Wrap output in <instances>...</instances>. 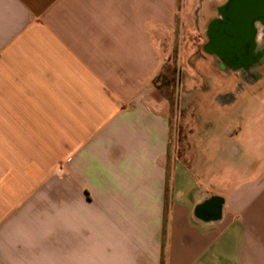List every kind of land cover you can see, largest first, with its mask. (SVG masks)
<instances>
[{
	"label": "crops",
	"instance_id": "obj_1",
	"mask_svg": "<svg viewBox=\"0 0 264 264\" xmlns=\"http://www.w3.org/2000/svg\"><path fill=\"white\" fill-rule=\"evenodd\" d=\"M231 2L0 0V264H264V19L176 115L155 85Z\"/></svg>",
	"mask_w": 264,
	"mask_h": 264
},
{
	"label": "rangeland",
	"instance_id": "obj_2",
	"mask_svg": "<svg viewBox=\"0 0 264 264\" xmlns=\"http://www.w3.org/2000/svg\"><path fill=\"white\" fill-rule=\"evenodd\" d=\"M199 18L201 16H197V19ZM202 19H207L208 21L210 16ZM203 35L204 33H201L199 27L197 31L184 32L178 30L171 44L164 43L163 47H160L163 64L159 69L155 85L171 89V101L174 105L173 110L175 115L181 91L189 87H211L209 81L200 79V77L204 79V76L201 74L204 71L214 72L218 70L211 63L207 64L208 68L206 69L199 67L200 58L205 55L203 49L205 38ZM174 123L175 119L173 117V125Z\"/></svg>",
	"mask_w": 264,
	"mask_h": 264
},
{
	"label": "water",
	"instance_id": "obj_3",
	"mask_svg": "<svg viewBox=\"0 0 264 264\" xmlns=\"http://www.w3.org/2000/svg\"><path fill=\"white\" fill-rule=\"evenodd\" d=\"M228 15L230 20L219 33L214 34V43L215 45L225 44L231 50L235 43L237 51L241 52L240 43L248 41L252 35L251 22L256 19H264V0H234Z\"/></svg>",
	"mask_w": 264,
	"mask_h": 264
},
{
	"label": "flooded vegetation",
	"instance_id": "obj_4",
	"mask_svg": "<svg viewBox=\"0 0 264 264\" xmlns=\"http://www.w3.org/2000/svg\"><path fill=\"white\" fill-rule=\"evenodd\" d=\"M232 2L227 5V7L222 9L221 18L215 21L206 33V42L204 44L205 53L216 57L219 61L221 68L224 70H231L235 64L248 63L254 59L253 48L248 47L249 40L242 41L241 52L237 51L235 43L232 45V50L225 46V44L215 45L213 36L215 33H219L222 27L229 22V9ZM235 42V41H234ZM216 49V50H215ZM242 60V62H240Z\"/></svg>",
	"mask_w": 264,
	"mask_h": 264
}]
</instances>
